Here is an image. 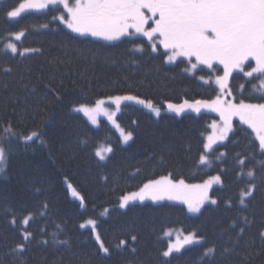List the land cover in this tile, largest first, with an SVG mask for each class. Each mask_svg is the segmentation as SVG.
<instances>
[{"label": "trees", "instance_id": "obj_1", "mask_svg": "<svg viewBox=\"0 0 264 264\" xmlns=\"http://www.w3.org/2000/svg\"><path fill=\"white\" fill-rule=\"evenodd\" d=\"M22 1L0 2V147L6 156V171L0 174V264H165L161 253L170 229L196 233L201 241L172 254L168 264H264L259 238L264 228V166L257 163L264 156L248 159L243 176L237 162V154L244 159L253 151L250 141L258 146L254 133L234 116L227 140L207 154L211 165H201L205 136L219 113L185 107L178 114L168 108L216 99L218 89L199 80L207 72L190 74L185 60L168 63L162 49L153 52L139 37L107 43L73 34L53 20L63 13L59 8L8 18L6 11ZM18 32L24 35L13 40ZM8 42L20 50L39 51L13 54ZM258 83L233 73L229 99L257 102L253 84ZM116 95H135L161 111L156 117L134 101L122 103L117 123L133 133L125 145L106 120L93 126L73 111ZM9 125L12 133L4 131ZM33 131L40 139L25 141ZM104 145L113 151L101 161L95 152ZM250 168L254 180L246 175ZM169 173L188 184L221 175L223 183L209 192L218 203H208L194 215L182 202L167 199L134 200L119 207L122 196ZM250 182L255 192L243 208L239 193ZM69 183L84 198L83 206ZM243 216L252 225L238 236L239 227L232 224L242 225ZM89 220L96 221V233L110 254L99 250L92 226L80 227ZM25 228L32 236L17 257L10 250L24 243ZM121 240L126 246L117 247ZM207 248H214V255L201 261Z\"/></svg>", "mask_w": 264, "mask_h": 264}, {"label": "snow or ice", "instance_id": "obj_2", "mask_svg": "<svg viewBox=\"0 0 264 264\" xmlns=\"http://www.w3.org/2000/svg\"><path fill=\"white\" fill-rule=\"evenodd\" d=\"M49 5H62L65 14L53 16V20H59L71 29L73 33L81 36L90 35L104 40H120L122 37L133 35H142L146 37L151 44L153 52H157L159 47L164 49V55L167 62L176 60L177 57H187L191 63V58L195 57L196 63L191 64L195 69L197 64L212 67L213 61L223 65L224 74L216 78V84L221 92L228 87V79L233 70L243 72L245 77L258 80V84H253V90L259 95L257 102H245L243 99L239 103L232 100H224L217 96L212 101L196 100L194 103L185 101L183 105L168 104L170 110L179 112L185 107L191 108L196 112L201 107L210 108L219 113L223 121V128L218 133L209 135L204 144L205 152L199 157L201 165L210 166L211 161L207 152L217 140H224L229 131L232 130V118L238 117L242 124H245L255 134L257 144L250 141L253 151L248 157L239 159L237 162L241 166V172L238 175L243 176V168L248 159H255L257 155L264 156V0H25L18 6L12 7L6 11L8 18H18L26 9H45ZM146 10V11H145ZM47 27V25H42ZM16 40H20L23 32L12 34ZM158 38V43H157ZM6 47L13 54L19 53L23 56L27 52H38L39 49L20 50L13 43H8ZM137 50H143L141 45H136ZM254 61L255 66L245 71L247 61ZM10 71V69H6ZM207 82V81H206ZM241 89L245 85L240 86ZM227 95H232L229 91ZM124 101H134L137 104H143L152 109L159 115V109L153 108L151 102L139 99L135 95H116L105 99H97L94 107L80 104L74 107L73 111L82 112L89 117L93 124H96L94 113L104 112L108 119L112 121L117 131L120 132L122 141L127 143L133 138L131 131L125 132L114 120L115 112L109 113L104 108L106 102L116 105L119 110ZM212 128H217L216 123ZM6 133H12L11 125L4 129ZM25 141H34L40 139V134L33 131L30 135L24 137ZM43 143V141L41 140ZM113 151L112 147L98 149L95 152L96 157L103 161L107 154ZM224 155V153H221ZM257 163L264 166V159ZM6 171L5 150L0 147V174ZM246 175L252 180L255 179L253 169H249ZM221 175L210 176L201 184H188L183 178H175L172 173L162 175L158 179H149L140 187L138 192H132L124 195L120 199V207L124 208L130 201L150 199L152 201L176 200L187 206L189 213H199L202 206L209 202L212 205L218 203L209 195V190L214 184H222ZM68 188L72 196L84 204V198L69 183ZM256 185L249 183L245 189L239 193V204L243 208L248 207V202L254 195ZM38 191V189H37ZM231 207V202H228ZM47 207V205H45ZM31 217L24 220L25 226L28 225ZM243 224L237 225L233 222L232 227H239L237 235H242L246 228L251 227L252 221L247 216L242 217ZM15 226V219L12 220ZM92 226L93 235L99 244V250L104 254H110V250L101 242L100 236L96 233V221H87ZM81 228L85 225L81 224ZM170 236L171 233H165ZM32 234L25 228L23 232L24 243L17 244L11 249V253L21 257L26 250V244L29 242ZM259 238L264 242V228L259 231ZM133 241L136 240L132 236ZM48 241H43L47 244ZM200 238L196 233H189L180 240L169 241L167 249L162 251L161 255L166 258L165 264H168V258L173 253H181L186 245L199 243ZM53 243L67 244V241H56ZM126 246V241L121 240L117 247ZM135 251V249H132ZM229 251V249H225ZM214 248H207L202 253L200 259L213 256ZM22 264V261H21Z\"/></svg>", "mask_w": 264, "mask_h": 264}, {"label": "rangeland", "instance_id": "obj_3", "mask_svg": "<svg viewBox=\"0 0 264 264\" xmlns=\"http://www.w3.org/2000/svg\"><path fill=\"white\" fill-rule=\"evenodd\" d=\"M1 1H3V0H0V2ZM22 2H25V0H23ZM21 2V3H22ZM72 3H74V1H72ZM49 8H59V9H61L62 11H63V13L62 14H65L66 15V13L64 12V9H63V6L62 5H49L47 8H45V9H39V10H37V9H26L25 10V12L24 13H22L21 14V16L22 15H24V14H27V13H42V12H45L46 10H48ZM146 11V10H145ZM61 15V14H60ZM20 16V17H21ZM20 17H18V18H20ZM18 18H10V19H13V20H16V19H18ZM59 21V20H58ZM60 22V21H59ZM61 23V22H60ZM62 24V26L66 29V30H68L69 32H71V33H73L72 31H71V29H69V28H67L66 27V25L65 24H63V23H61ZM73 34H76V35H79V34H77V33H73ZM79 36H81V35H79ZM84 36H90V35H84ZM90 37H92V36H90ZM134 37H139V38H142V39H144L148 44H149V46L151 47V44H150V42L147 40V38L146 37H143L142 35H138V34H136V35H133V36H130V37H122L121 39H123V38H134ZM92 38H94V39H97V40H101V41H104V42H107V43H113V42H117V41H119V40H113V41H108V40H104V39H101V38H98V37H92ZM13 40H16L15 38H14V36H13ZM8 43H13V42H8ZM7 43V44H8ZM157 43H158V38H157ZM6 44V45H7ZM14 44V43H13ZM7 48V47H6ZM160 49H162L163 51H164V49L162 48V47H159ZM8 49V48H7ZM152 49V48H151ZM9 50V49H8ZM182 60H185L186 62H187V71L190 73V74H194V73H196L197 71H200V70H203V71H206L207 72V75L206 76H202V75H199L198 77H199V80L202 82V83H204V84H208V83H211V84H213L217 89H218V95L219 96H221V98L222 99H224V100H230L229 99V95H227V93H228V87L227 88H225L224 89V91L223 92H221V90H220V88H219V86L216 84V78L218 77V76H223V74H224V70H223V65H221V64H219L218 62H215V61H213V65H212V67L211 68H209L207 65H202V64H197V67L195 68V69H192L191 68V64H193V63H196V60H195V57H192L191 58V63L189 62V58H187V57H177L176 58V60H174V61H171V62H168V63H170V64H174V63H176V62H178V61H182ZM248 65H251L252 67H254L255 66V62L254 61H247L246 62V66H245V71H249L250 70V67L248 66ZM233 73H241V74H243V72H241V71H239V70H233ZM232 73V74H233ZM244 75V74H243ZM231 77V76H230ZM230 77H229V79H230ZM229 79H228V84H229ZM207 81V82H206ZM107 101V100H106ZM128 102H133V101H124V102H122V103H128ZM147 102V101H146ZM121 103V104H122ZM141 107H143V108H145L148 112H150L152 115H154V116H158L152 109H150V108H148V107H146L145 105H143V104H139ZM95 105H93V106H89V107H94ZM103 108L107 111V112H109V113H112V112H115L116 113V115H115V117H114V120L116 121V123H117V120H116V116L118 115V113H119V110H117V108H116V105L115 104H113V103H111V102H106L105 103V105H103ZM154 108V107H153ZM156 109V108H155ZM76 112V111H75ZM76 113H78V114H80V115H82L91 125H93V126H96L97 125V123L100 121V120H106L107 122H108V124L116 131V133H117V135L119 136V138H120V140H121V143L122 144H127V143H124L123 141H122V138H121V135H120V132L119 131H117V129H116V127L114 126V124L112 123V121H110L109 119H108V117H107V115H105L104 114V112L102 111V112H99V113H94L93 115L95 116V118H96V121H97V123L96 124H93L92 122H91V120L89 119V117L88 116H86L84 113H82V112H76ZM161 113V111L159 110V114ZM216 123V125H217V128L214 130L213 128H212V124L213 123ZM221 128H223V121L221 120V118H220V116H218V120H216V121H212V123L209 125V132L206 134V136H205V143L207 142V137L209 136V135H212V134H214V132L215 133H218L219 132V130L221 129ZM232 131V130H231ZM231 131H229V133H228V135H227V137L224 139V140H217L216 141V143H214L213 145H212V148L206 153V154H208L214 147H216L217 145H219V144H221V143H224L226 140H227V138H228V136H229V134L231 133ZM255 135V134H254ZM107 147H110V146H107V145H104V146H100L98 149H104V148H107ZM97 149V150H98ZM96 150V151H97ZM109 154V153H108ZM107 154V155H108ZM217 185H219V184H214L212 187H214V186H217ZM209 192H210V190H209ZM154 203H157V202H160V201H153ZM174 202H176V203H179L178 201H174ZM209 202H206L203 206H205L206 204H208ZM203 206H202V208H203ZM119 207H120V205H119ZM186 207V206H185ZM121 208V207H120ZM125 208V207H124ZM124 208H121V209H124ZM201 208V209H202ZM186 209H187V207H186ZM188 211V210H187ZM190 214H192V215H194V214H197V213H190ZM105 215V214H104ZM85 226H91V225H88V224H86ZM166 233H171V235L170 236H168V235H165L166 236V238H168V240L169 241H175L176 239H177V237H179V239L180 240H183V237L185 236V235H188V234H185V233H183L181 230H174V229H170V230H168ZM95 238H96V236H95ZM169 241H168V243H169ZM200 241H201V239H200ZM200 243V242H199ZM195 244H198V243H193V244H191V245H195ZM191 245H186L185 246V248L186 247H188V246H191ZM184 248V249H185ZM173 254H176V253H173Z\"/></svg>", "mask_w": 264, "mask_h": 264}]
</instances>
